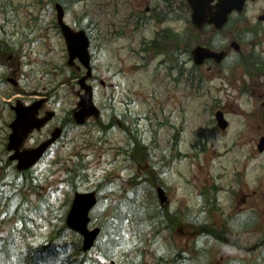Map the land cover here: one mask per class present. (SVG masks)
I'll use <instances>...</instances> for the list:
<instances>
[{"label": "rangeland", "instance_id": "1", "mask_svg": "<svg viewBox=\"0 0 264 264\" xmlns=\"http://www.w3.org/2000/svg\"><path fill=\"white\" fill-rule=\"evenodd\" d=\"M31 1L13 0L15 6L19 5L18 9L0 11V27L4 29L0 31V37L12 34V54L14 59L20 61V64H16L13 60L1 58L0 78L4 74L11 76L7 68L19 65L20 87H25L28 95L36 88L49 93L52 96L49 107L56 111L55 121L58 122L72 116L71 112L79 100L80 85L77 79L85 69L77 70L68 64L66 40L56 25L55 4L42 0L40 4H31L30 7ZM68 1L70 5L65 6L66 22L75 29H87L92 36L91 50L96 75L92 82L101 117L106 121L113 107L116 108L114 114L122 123L116 122L110 134L104 136L93 116L80 125L69 120L65 140L55 146L54 165L50 160L38 167L41 170L40 183L35 189L28 188L29 199L27 197V201L17 210L18 199L0 198V235L8 233L11 228L16 230L17 235L24 233L18 217V213L23 212L30 220L26 223L25 233L29 237L23 240L22 245L30 247L45 243L53 229L59 226L66 244L59 248L56 256L63 258L72 254L74 243L80 235L62 229L63 216L75 192L70 185L78 190L103 189L104 200L95 213L104 222L105 213H112L121 198H127L128 192H134L136 183L131 176L143 178L148 171L155 170V175L158 178L161 176V184L170 197L167 203L170 210H192V214H198L203 207V191L218 189V193L207 194L205 203L208 210L201 213V220H206L215 228L228 229V236L235 243L239 241L248 246L249 242L257 241L264 231V153L257 149V140L264 133V107L260 95L249 92L253 80L238 66L220 73L215 68L208 70L205 66L199 70V75L204 78L198 82L188 75L189 63L185 73L180 74L179 70L171 68L174 58L170 61L167 58L163 62L165 59L160 60L163 56L154 58L146 68L138 67L139 62L142 64L140 58L150 54L140 53L143 39H153L155 32L163 26L173 32L185 33L190 29L187 10L178 7L181 0L174 1L171 20L163 24H146L141 28L136 26L132 9L145 13L146 1ZM0 9L3 10L2 7ZM223 35L220 41L226 40V35ZM260 38L259 47H264V33ZM198 39L207 41L208 32ZM187 57L184 55L179 59L180 65L185 66L183 63ZM77 64H80L78 59ZM228 64L231 65V62ZM100 78L105 79L107 84H101ZM246 86L248 90H243ZM13 88L12 83L0 86V115L8 117L12 112L6 103L13 95ZM222 108L230 120L227 129L219 128L215 118L216 111ZM125 113L127 119L121 120ZM124 123H131L133 130L139 128L138 132L145 143L152 145L155 167H145L141 153L134 155L135 144L132 145L133 156L125 152L130 148L131 137L122 132ZM258 123L262 124L261 130ZM2 135L4 133L0 129V179L7 159L3 154ZM69 172L74 175L67 182L65 177ZM10 174L16 175L14 167ZM81 174L87 178L84 184ZM1 184L4 182L0 180ZM146 185H142L138 197H147L144 191ZM240 190L249 193L247 203H241L242 209L232 205V201L239 205L241 197L235 195ZM155 197L159 199L158 194ZM151 199L145 198L147 204L152 202ZM151 206L157 208L160 204L151 203ZM14 210L18 212L16 217ZM240 210H244L245 217L239 216L234 221L236 212ZM259 218L261 222H254ZM130 224L135 227L133 222L129 221ZM195 230V227L185 223L174 226L172 231L157 232L152 229L151 236L149 234L145 240V250H157L162 255L166 248L175 244L187 249L193 242ZM102 240L98 242L99 245ZM214 243L206 238L203 241V247L208 249L211 246L213 249L210 248L212 253L208 255L210 264L222 263L225 260L221 259L223 255L234 256L237 259L235 264H256L252 263L255 259L253 254L260 250L251 249L248 253ZM99 245L91 254L98 255L96 251ZM125 251L124 248L123 253ZM151 257H147L149 263H152Z\"/></svg>", "mask_w": 264, "mask_h": 264}, {"label": "flooded vegetation", "instance_id": "2", "mask_svg": "<svg viewBox=\"0 0 264 264\" xmlns=\"http://www.w3.org/2000/svg\"><path fill=\"white\" fill-rule=\"evenodd\" d=\"M146 1L145 10H149L148 8L153 6L155 3L158 5V10L162 11V16H165V13L169 16V12L164 11L163 7L165 3H169L170 0H143ZM175 1V0H173ZM172 1V2H173ZM242 1V6L234 8L229 14V22L225 26V28L221 30H214L213 28L209 29L211 30L210 36L213 40L212 44H209V46L215 48L214 42H217V50L220 48H224L225 52H227L226 56L220 60V62L216 63V61L212 58H208L204 60L203 64H194L193 63V55L190 51H188V58L187 63L190 64L189 66V73L191 75V68L196 67L197 69H203V67H207L208 70H212L215 68L219 73L222 72L224 69H232L236 68L237 66L242 69V71L249 76V79L251 78L253 80V85L249 88V92H252V94H259L260 97L263 99L261 102L262 107H264V47L261 46L262 39L260 36L264 33V18L261 17V15H264V0H237ZM205 7L204 9L207 11H213L212 15H207V18H214V13L217 12L216 6L219 2V0H204ZM135 7V6H134ZM178 7L182 9H187L188 11H191L190 9V3L189 0H181L178 3ZM140 15H136L138 20L136 21V25L141 24H148L149 22H146L147 18L146 16L138 17ZM163 22H166V20H163ZM159 22V23H163ZM154 23V22H153ZM224 34L227 36L228 40H225V43L220 41L221 35ZM231 62V65L228 63ZM186 63V64H187ZM234 65V66H232ZM14 76L16 77L18 72L17 68H13L12 71ZM10 81L13 80L16 87H19L18 80L8 78ZM37 92H40L39 88H36ZM246 89L248 90V87L246 86ZM18 91L22 92V97H18L17 94H14L11 98V102L8 103L10 106L12 112L7 116L0 115V121L3 123L0 125V129L3 131V154L5 155V163L4 167H6V171L10 172L13 166L17 164V160L15 161L12 158L13 152L9 149V136L12 132L11 124L12 122L18 117L17 110L15 108V105L17 103H22L26 105H30L37 99H43L46 96V100L42 101V104L38 110V114L40 117H44L49 110V100L50 97L44 93L42 94H35L28 95L26 88L18 89ZM264 124V123H263ZM58 125H61L62 127H65L61 122L58 124L53 123V121H48L44 126L38 128L36 127L26 138V141L24 142V145L22 149L26 148H33L36 147L38 144L48 140L50 138V135L55 127ZM259 130H261L262 124L258 123ZM64 129V128H63ZM64 132V130H63ZM264 134V133H263ZM261 134L259 139L257 140V143H260L261 141ZM64 138V135L55 143L59 144ZM51 144L48 151L45 153V155L42 157V159L38 162L45 161L49 158L51 152L54 151V145ZM4 159V160H5ZM37 164V165H38ZM36 165V166H37ZM36 167H32L30 169H27V171L23 170L20 171L24 174H27V172H31ZM248 196V195H247ZM246 196V198H247ZM254 222H261L259 219H254ZM250 246L255 248L256 250H260L258 253H254L253 256L255 259L252 263L256 264H264V231H262V235L258 238L257 241L251 243ZM251 264V263H250Z\"/></svg>", "mask_w": 264, "mask_h": 264}, {"label": "trees", "instance_id": "3", "mask_svg": "<svg viewBox=\"0 0 264 264\" xmlns=\"http://www.w3.org/2000/svg\"><path fill=\"white\" fill-rule=\"evenodd\" d=\"M59 1L63 2L64 0ZM175 36L176 34H174V37ZM119 211L120 209L116 205L112 213L106 212L104 222L101 220V216L96 217V221L100 222L104 227V240L98 247L99 254H101L105 260L116 257L117 249L121 244H123L122 239L124 237L123 235H125V230H129L130 225L127 226L129 220L135 222L137 226L144 223L146 236L150 234V229H155L157 232H159L161 229L168 227L173 220V215L170 214L169 210L167 209H162L160 211H146L142 206L141 209H137L136 207H132V205H128L127 210L122 215H119ZM175 218H177L174 219L176 221L181 219L179 216H176ZM22 219L23 218H20V224L22 225L21 230L24 228V233L19 235L23 237L24 240L29 236H25L27 225L25 224V221H22ZM199 225H201V228L206 227L203 223H200ZM66 226V223H64L62 229L66 228ZM124 226L126 229L123 231ZM207 228L209 227L207 226ZM131 229L134 232V237L137 239V241L133 240L135 243L134 245L130 246L129 249L131 250L127 252L129 256H127L125 259H127L128 264H141L142 260L140 261V256L142 253L141 248L143 247L140 241L141 235H137V233L134 231L135 227H132ZM14 232H16V230L11 228L8 233L1 234L0 246L8 241L9 236L11 237ZM60 232L61 229L57 228V230L53 232L54 235H52V237L47 242L39 246L25 247L24 245L20 244L8 250L4 256L2 250L0 251V258L4 257L2 258L3 261L9 264H102L99 256L96 257L93 254H89L88 251L84 252L80 247L79 241L76 243L77 245L76 250L73 252L74 254H69L67 257L62 258L61 260L51 261V258L59 253V248L66 244L64 235L60 234ZM144 238L145 232L142 234V239ZM132 253H134V256L131 259ZM178 253L182 254V252ZM88 255H91L95 258L89 257ZM166 260V262L170 264L169 260ZM0 264H3L1 260Z\"/></svg>", "mask_w": 264, "mask_h": 264}, {"label": "water", "instance_id": "4", "mask_svg": "<svg viewBox=\"0 0 264 264\" xmlns=\"http://www.w3.org/2000/svg\"><path fill=\"white\" fill-rule=\"evenodd\" d=\"M58 15H59V24L62 26V30L64 33V36L67 39V45L70 51V62H74L75 57H79L83 64L88 69L87 75L83 76L80 79V82L82 83V86L86 89L87 94H85L80 101L81 109L76 112L78 114V121H84L85 117L87 115H90L92 110L97 112L94 108L93 101H91L92 98V90L91 87L86 86V78L89 77L92 73V68L90 65V52H89V36L86 35L85 30H79L74 31L70 26H68L66 23H64V9L61 4L58 3ZM196 17V15L194 16ZM226 20V17H218V18H207V19H196L194 20L195 24H197L199 27H202L204 23L207 21L212 23H217V25H221ZM220 22V23H219ZM193 53L196 55V57H200V59H196V61H201V58H204V56H208V54L212 53L209 51V49H205L201 46H198ZM222 53L215 54L218 58ZM36 106H29L25 109L19 110L20 117L14 121L12 127H14L13 133L11 134V143L13 146H17L22 143V141L25 139L26 134L32 128H34L35 120H36ZM82 114V117H81ZM98 114V113H97ZM218 118L220 120V125L226 126V122H223L224 117H222V114L218 113ZM19 155V154H16ZM15 155V156H16ZM33 156L32 152L25 153L23 156L26 157V160L29 159L31 164L34 159L28 158L27 156ZM39 150L37 152H34V156L38 157ZM162 201L166 200V197H164L161 194ZM74 204L71 209V213L68 216V223L72 228L77 229L84 235V248L91 247L94 243V240L96 238V235L99 233V228L96 227L94 230L88 229V221H89V210L95 203V193H83V194H77L74 199Z\"/></svg>", "mask_w": 264, "mask_h": 264}, {"label": "bare ground", "instance_id": "5", "mask_svg": "<svg viewBox=\"0 0 264 264\" xmlns=\"http://www.w3.org/2000/svg\"><path fill=\"white\" fill-rule=\"evenodd\" d=\"M22 242H23V237H21L20 235H17V232H14L11 237L9 236L8 241H6L0 246V251L3 250V256H4L8 252V250L13 248L14 246H18L22 244ZM2 258H0V260L3 262V264H9L3 261ZM118 262H120V264H128L127 260L122 255L119 256Z\"/></svg>", "mask_w": 264, "mask_h": 264}]
</instances>
